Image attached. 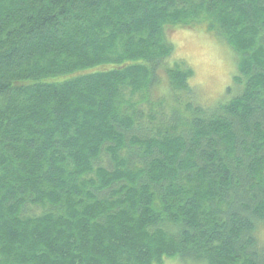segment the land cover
Listing matches in <instances>:
<instances>
[{
    "label": "trees",
    "instance_id": "trees-1",
    "mask_svg": "<svg viewBox=\"0 0 264 264\" xmlns=\"http://www.w3.org/2000/svg\"><path fill=\"white\" fill-rule=\"evenodd\" d=\"M196 28L236 63L211 106ZM170 263L264 264V0H0V264Z\"/></svg>",
    "mask_w": 264,
    "mask_h": 264
},
{
    "label": "rangeland",
    "instance_id": "rangeland-1",
    "mask_svg": "<svg viewBox=\"0 0 264 264\" xmlns=\"http://www.w3.org/2000/svg\"><path fill=\"white\" fill-rule=\"evenodd\" d=\"M167 39L173 48L172 59L184 62L192 70L189 83L201 105L224 102L236 94L232 85L236 63L227 46L199 28L169 29Z\"/></svg>",
    "mask_w": 264,
    "mask_h": 264
}]
</instances>
